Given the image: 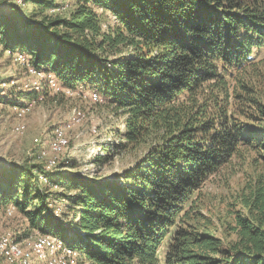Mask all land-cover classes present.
Instances as JSON below:
<instances>
[{
    "label": "trees",
    "instance_id": "16d2710c",
    "mask_svg": "<svg viewBox=\"0 0 264 264\" xmlns=\"http://www.w3.org/2000/svg\"><path fill=\"white\" fill-rule=\"evenodd\" d=\"M72 1L67 15L33 23L14 7L0 10V47L67 87L96 83L125 116L127 144L148 143L146 153L120 181L0 166V209L12 206L29 231L60 238L78 264H264V187L244 200L247 215L235 217L236 240L226 246L198 229L204 217L191 200L242 144L264 150V133L239 119H255L248 110L264 64V0ZM24 2L41 12L56 6ZM94 7L112 24L104 29ZM247 68L250 76H240ZM42 87L18 92L38 100ZM114 147L103 148L106 156ZM59 199L67 204L58 217Z\"/></svg>",
    "mask_w": 264,
    "mask_h": 264
},
{
    "label": "rangeland",
    "instance_id": "374dc122",
    "mask_svg": "<svg viewBox=\"0 0 264 264\" xmlns=\"http://www.w3.org/2000/svg\"><path fill=\"white\" fill-rule=\"evenodd\" d=\"M55 3L56 6L41 12L24 0H0V10L7 12L14 7L33 23L45 14L67 15L72 9L73 1L55 0ZM94 8L101 15L104 29L105 23L112 24L114 19L111 15L100 8ZM256 56L255 54L253 57ZM257 57H264V52ZM18 62L13 53L3 51L0 47V93L5 94V99H0V166L40 164L46 170L45 163L51 161L53 166L48 171H55L56 176L77 175L91 181H120L123 174L143 158L148 143L127 144L123 138L125 116L115 110L107 97L104 98L96 83L67 87L56 77L57 80L53 78V74L45 76L36 72L30 73L26 65ZM246 70L240 76H250L251 69ZM255 75L252 78V95L257 101V106L248 108V111L255 114V119H239L246 122L248 128L257 134H262L264 117L258 112V104L264 112V64L257 65ZM49 76L61 86V91L49 86ZM37 85H43L42 88L45 89L38 100L23 99L18 92L29 90L32 86L37 91ZM93 92L98 93L100 100L92 98ZM12 102L30 103V111L18 118L11 106ZM231 102L234 106L237 105L235 101ZM19 125L23 127L21 130L16 129ZM55 129H62L68 139L60 154L50 152ZM109 144L116 147L106 156L103 148ZM43 151L49 153L42 157ZM43 179L45 178L39 176V180L44 181ZM40 185L46 189L45 184ZM53 186L50 191H62L61 187ZM259 187H264V150L259 149L256 144H242L238 152L194 192L191 199L193 208L204 217V220L198 223V229L205 228L212 232L221 239L224 246L235 241L236 235L231 230L234 219L237 215H247L243 206L244 200L250 198L253 190ZM66 204L63 199L54 202L53 207L57 209L58 217L66 213ZM24 234L28 236L24 238ZM38 234L28 230L27 221L16 209L8 214L1 207L0 240L6 238L14 243L17 237H23L18 241H21L20 247L24 248ZM163 253L164 249H161V258ZM76 258L73 255L67 264H78L80 260ZM0 264H5L1 256Z\"/></svg>",
    "mask_w": 264,
    "mask_h": 264
},
{
    "label": "bare ground",
    "instance_id": "6f19581e",
    "mask_svg": "<svg viewBox=\"0 0 264 264\" xmlns=\"http://www.w3.org/2000/svg\"><path fill=\"white\" fill-rule=\"evenodd\" d=\"M14 55L17 61L28 67V71L30 73L35 74L36 72L40 75H44L43 73L35 71L29 65L26 58L27 56H24L21 53H15ZM48 84H50L49 86L53 87L55 90H59L61 88V86L58 85L57 82L50 76L48 77ZM37 87L38 85L35 86V88ZM59 91H61V89ZM91 96L94 100L99 99L96 93H92ZM13 109L16 112V116L18 118H22L30 111V103L13 105ZM22 128L23 127L20 125L16 127L17 130H21ZM67 143L68 139L66 138L63 130L55 129L54 141L50 145V152L53 154H60L62 149L66 147ZM47 153L49 152L43 151L41 153L42 157ZM52 166V162L47 161L45 163L46 170L44 171L51 172L48 170L52 168ZM40 178H43L42 175ZM53 187L56 188L57 186L54 185ZM13 210L14 208L12 206L5 208V212L8 214H10ZM24 242H22V244ZM20 243L21 241H14V243H11L6 238L0 240V256L5 264H67L68 259H71V257L75 255V252H73L70 247L65 245L60 238L46 234H38L33 241L27 245L25 244L26 247L24 248L22 246L20 247Z\"/></svg>",
    "mask_w": 264,
    "mask_h": 264
}]
</instances>
